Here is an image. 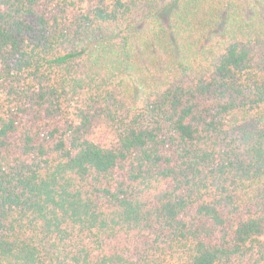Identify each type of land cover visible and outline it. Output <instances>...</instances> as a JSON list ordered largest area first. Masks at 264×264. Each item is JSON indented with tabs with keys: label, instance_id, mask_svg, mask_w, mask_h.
I'll list each match as a JSON object with an SVG mask.
<instances>
[{
	"label": "trees",
	"instance_id": "trees-1",
	"mask_svg": "<svg viewBox=\"0 0 264 264\" xmlns=\"http://www.w3.org/2000/svg\"><path fill=\"white\" fill-rule=\"evenodd\" d=\"M0 264H264V0H0Z\"/></svg>",
	"mask_w": 264,
	"mask_h": 264
}]
</instances>
